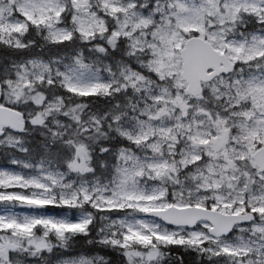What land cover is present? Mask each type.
Masks as SVG:
<instances>
[{"label":"snow or ice","instance_id":"obj_1","mask_svg":"<svg viewBox=\"0 0 264 264\" xmlns=\"http://www.w3.org/2000/svg\"><path fill=\"white\" fill-rule=\"evenodd\" d=\"M0 264H264V0H0Z\"/></svg>","mask_w":264,"mask_h":264}]
</instances>
